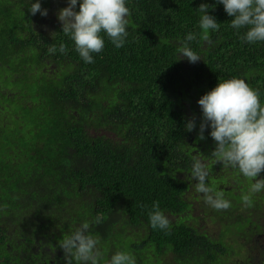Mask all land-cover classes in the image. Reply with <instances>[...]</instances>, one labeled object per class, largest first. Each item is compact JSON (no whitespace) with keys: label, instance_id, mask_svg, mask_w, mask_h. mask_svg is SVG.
<instances>
[{"label":"trees","instance_id":"obj_1","mask_svg":"<svg viewBox=\"0 0 264 264\" xmlns=\"http://www.w3.org/2000/svg\"><path fill=\"white\" fill-rule=\"evenodd\" d=\"M35 2L0 0V264H66L59 241L85 221L101 264L118 251L136 264H264V247L250 239L264 233V192L245 207L255 181L210 157V127L198 140V100L220 80L245 79L264 104V42L242 41L247 29L232 28L217 0H126L124 46L102 33L105 47L88 64L62 33L68 0H39L47 16L29 12ZM202 3L220 24L211 43L200 38ZM190 32L195 64L177 52ZM193 155L229 209L195 191ZM155 201L169 230L150 225Z\"/></svg>","mask_w":264,"mask_h":264},{"label":"clouds","instance_id":"obj_2","mask_svg":"<svg viewBox=\"0 0 264 264\" xmlns=\"http://www.w3.org/2000/svg\"><path fill=\"white\" fill-rule=\"evenodd\" d=\"M222 3L231 20L234 29L246 28L241 37L244 42L255 44L264 42V0H217ZM79 0H68V6L58 11V20L62 25V33L74 42L75 51L88 64L94 63L93 54L101 53L105 47V34L116 48L124 46L129 35L127 26L130 9L126 0H82L79 11L76 7ZM210 5L200 4L197 9L200 15L199 27L202 30L200 38L211 43L210 30L219 31L220 24L215 17L209 15ZM29 12L34 16L40 12L48 15L47 9H42L39 0L30 4ZM55 38L56 33H51ZM195 33H188L179 41L177 52L180 59L197 63L202 58L192 50L190 42L195 41ZM50 54L57 51L53 44L48 49ZM59 52L67 54V46L59 45ZM246 75H251L247 73ZM198 104L202 110V120L199 125L198 140L205 139V130L211 128L210 136L215 141V148L210 157L224 168L238 169L239 173L250 180L249 193L241 197L245 207L254 206L253 194L264 190V179L257 177L264 172V104L260 93L246 83L245 79L231 78L223 80L211 91L204 94ZM196 127L195 118L186 123V130L191 132ZM191 180L195 181V191L204 196V201L213 209L227 210L231 202L224 198L222 191L209 186L208 165L198 156H192ZM149 222L153 229L169 230L170 220L155 201L148 211ZM96 224L100 218L96 217ZM90 222L85 221L70 234H65L59 241V247L64 252L66 264H101L103 253L98 247V237L88 234ZM107 264H136L134 257L126 251H118L111 256Z\"/></svg>","mask_w":264,"mask_h":264},{"label":"flooded vegetation","instance_id":"obj_3","mask_svg":"<svg viewBox=\"0 0 264 264\" xmlns=\"http://www.w3.org/2000/svg\"><path fill=\"white\" fill-rule=\"evenodd\" d=\"M255 233V235H254ZM253 233V236H251V241L255 244L253 246H256L257 245H260L262 247V242H264V233L263 234H260V233H257L256 231ZM261 241V242H260ZM264 247V245H263Z\"/></svg>","mask_w":264,"mask_h":264},{"label":"rangeland","instance_id":"obj_4","mask_svg":"<svg viewBox=\"0 0 264 264\" xmlns=\"http://www.w3.org/2000/svg\"><path fill=\"white\" fill-rule=\"evenodd\" d=\"M240 187L243 188V185H240ZM262 192H264V190H262ZM255 194H256V193H255ZM255 194H253V197H252V198H254V195H255ZM258 194H259V193H258ZM263 203H264V201H263ZM259 215H261V217H262L261 221L264 222V208L260 210ZM252 216L254 217V215H252ZM207 222H209V221H207ZM208 225L216 226V224H212V223H210V222L208 223ZM218 229H219V228H217V230H218ZM254 235H255V233H254ZM260 242H261V241H260ZM263 245H264V242H262V246H263ZM256 246L258 247L259 245H256ZM257 254H258V257L261 258L262 251H258Z\"/></svg>","mask_w":264,"mask_h":264}]
</instances>
